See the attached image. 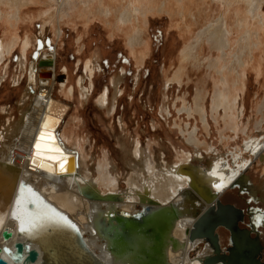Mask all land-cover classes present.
Wrapping results in <instances>:
<instances>
[{"label":"rangeland","instance_id":"1","mask_svg":"<svg viewBox=\"0 0 264 264\" xmlns=\"http://www.w3.org/2000/svg\"><path fill=\"white\" fill-rule=\"evenodd\" d=\"M99 2L27 0L20 2L17 17L14 5L0 4V48L2 43L17 42L0 60V128L9 122L34 125L39 87L44 86L39 74L46 70L45 55H52L46 80L62 118L57 136L77 154L79 172L82 168L101 177L117 164L118 189L124 190L135 145L142 143L152 157L164 152L169 161L179 162V156L192 159L196 145L187 139V131L195 127L202 150L197 156H204L201 161L194 159L200 162L198 167H206L215 157L233 165L236 153L248 158L242 175L252 183L251 193L232 182L222 199L243 207L246 220L250 208H260L254 211L259 217L264 211V153L255 156L246 143L251 138L264 143V22L253 19L243 1L227 5L222 0H105L102 8L111 11L109 16L101 12ZM130 3L146 10L134 22L145 38L135 49L129 44L135 25H116L118 12ZM261 6L264 13V0ZM225 15L228 45L213 48L205 36L200 37L202 29ZM250 34L256 45L249 49L245 38ZM90 62L96 67L93 85L87 76L88 93L78 79ZM122 71L124 79L114 99L113 79ZM224 80L235 99L227 116L224 108L213 107ZM107 85L110 101L101 105L98 98ZM198 92L206 105L203 116L186 108L195 107ZM259 227L264 244V224ZM222 236L226 243L227 237ZM197 241L189 258L206 246Z\"/></svg>","mask_w":264,"mask_h":264},{"label":"bare ground","instance_id":"2","mask_svg":"<svg viewBox=\"0 0 264 264\" xmlns=\"http://www.w3.org/2000/svg\"><path fill=\"white\" fill-rule=\"evenodd\" d=\"M24 1L27 0H0V4L14 5V16L17 17L22 11L19 4ZM99 1L101 12L111 15L109 9L102 8L105 0ZM222 1L227 5L243 1L253 19L264 22L262 0ZM131 4L123 12H118V27L134 24L140 15H146V10ZM243 23L238 20V24ZM210 25L205 26L209 29H202L200 37L205 36L213 48L222 49L228 45L230 29L226 15L219 23L211 22ZM250 36L245 38V47L249 49L252 44L256 45L251 43L253 35ZM144 39L141 29L136 28L129 37V44L135 49L144 43ZM28 43L26 40L24 51ZM15 44L16 40L7 45L2 43L0 60ZM50 57L52 55L46 54V61L41 62L46 64L43 65L46 70L52 64ZM239 61L242 63L243 60ZM92 64L96 63H88L85 73L78 79L85 92L89 91L86 86L88 77L93 85L96 66ZM46 70L39 74L44 86L39 87L34 125L9 122L8 126L0 128V230L9 227L13 231L10 239H4V256L17 264L16 261L23 256L16 251L14 243L22 239L28 246L37 243L38 264H207L203 257L212 250L208 243L195 259L189 258L197 240L203 241V237L191 239L189 236L194 221L207 206L216 203L217 198L221 199L232 182L241 178L249 165L248 158L236 153L233 165L215 157L206 167H198L200 162L191 163L182 156H179V162L169 161L164 152L152 157L151 152L138 143L130 150L132 163L126 188L118 189L120 172L117 164L101 177L92 176L86 169L85 173L82 168L79 172L77 154L58 139L62 118L47 87L49 81H43L49 77ZM124 75L125 71H122L113 79L114 99L118 98ZM226 82L224 88L218 90L213 103L217 111L224 108L225 116L230 114L235 103ZM73 89L71 87V91ZM98 100L101 105L109 103L108 85ZM186 108L203 116L206 109L203 94L197 93L194 108ZM182 131L184 134L188 132L187 139L196 145L197 155L200 154L197 128L192 131L183 128ZM246 148L255 156L264 153V143L259 139L248 140ZM201 171L205 175L202 178L199 176ZM102 184L108 187V192L102 190ZM263 214L261 210V219ZM239 226L250 229L241 222ZM219 228L226 230L220 226L217 231Z\"/></svg>","mask_w":264,"mask_h":264},{"label":"water","instance_id":"3","mask_svg":"<svg viewBox=\"0 0 264 264\" xmlns=\"http://www.w3.org/2000/svg\"><path fill=\"white\" fill-rule=\"evenodd\" d=\"M43 81H46V79ZM241 183L236 181L233 182V185H239L241 190L244 191L246 186H242ZM244 184L246 185L245 182ZM210 192L211 194L214 193V191ZM250 218L252 219L250 229L240 227V220L244 221V210L242 208L230 202H223L220 198H217L216 203L207 206L194 221L189 234L191 239L203 237L205 245L208 243L212 248V251L206 253L203 257L205 263L264 264V259H262L264 244L260 236L261 230L258 228L261 218L258 216L256 219L253 216ZM220 226L229 229V245L226 246L228 252H221L222 246L217 231V227ZM0 236L2 237L0 240V264H13L3 254L4 239H10L13 236V231L9 227L1 228ZM31 244V246H28L22 239L15 241L16 251L23 256L22 259L16 261L17 264H38L40 252L36 247L37 243L32 242Z\"/></svg>","mask_w":264,"mask_h":264},{"label":"flooded vegetation","instance_id":"4","mask_svg":"<svg viewBox=\"0 0 264 264\" xmlns=\"http://www.w3.org/2000/svg\"><path fill=\"white\" fill-rule=\"evenodd\" d=\"M195 156V158L196 159H200V160H203V158H204V156H197V155H194ZM192 158V157H191ZM195 158H192V159H188L189 161L188 162H193L194 163V159ZM197 162H198V160H197ZM240 183H241V185L242 186H246V190H248L250 193H251V191H252V188H254V187H252V183L249 181V182H247V180L245 179V178H243V175H241V178H239V180H238ZM244 182L246 183V185L244 184ZM221 200L223 201V199H222V196H221ZM230 203H232V204H234V205H236L235 203H233V202H230ZM237 206V205H236ZM237 207H239V206H237ZM239 208H242L245 212V219H244V221H241L240 220V222H241V225L242 226H248V227H250V222H251V218H250V216H253V218L254 219H256L257 218V213L256 212H254L255 210H258L257 208H254L253 207V212H251L250 211V215H248L249 216V219L248 220H246V210L243 208V207H239ZM260 209V208H259ZM250 210H252L251 208H250ZM259 211V210H258ZM251 213H252V215H251ZM254 214V215H253ZM260 218H261V215L259 216ZM261 221H263V224H264V214H263V218L261 219ZM239 222V223H240ZM260 224H261V222L258 224V228H260L259 226H260ZM226 229V228H225ZM220 233H219V236H220V243H221V246H222V253L223 252H228V250H227V248H226V246L227 245H229V239H228V236H229V232L227 231V230H224V229H221V228H219V230H218ZM253 234H255V233H253ZM222 235H225L226 237H227V242L225 243L223 240H224V237L222 236ZM260 235H261V232H260ZM261 237H262V235H261ZM205 246V245H204ZM210 247V246H209ZM205 248V247H204ZM203 251V249L199 252V254L201 253ZM212 251V250H211ZM192 258H196V256L195 257H192ZM262 259H264V248H263V254H262ZM201 264V263H200Z\"/></svg>","mask_w":264,"mask_h":264},{"label":"snow or ice","instance_id":"5","mask_svg":"<svg viewBox=\"0 0 264 264\" xmlns=\"http://www.w3.org/2000/svg\"><path fill=\"white\" fill-rule=\"evenodd\" d=\"M43 136V133L41 134ZM37 147H39V144H37ZM61 167L63 168V164H61ZM219 187V186H218Z\"/></svg>","mask_w":264,"mask_h":264}]
</instances>
